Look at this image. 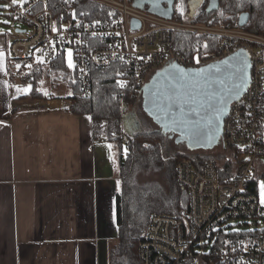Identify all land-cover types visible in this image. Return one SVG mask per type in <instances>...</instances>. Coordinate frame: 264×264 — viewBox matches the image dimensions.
I'll use <instances>...</instances> for the list:
<instances>
[{"label": "built area", "instance_id": "1", "mask_svg": "<svg viewBox=\"0 0 264 264\" xmlns=\"http://www.w3.org/2000/svg\"><path fill=\"white\" fill-rule=\"evenodd\" d=\"M77 1L66 0L55 12L52 0H24L22 5L0 0L9 5L6 9L13 20L29 27L17 30L7 43L11 78L31 84L71 50L74 67L69 69V82L88 98L93 70L120 64L119 80L126 83L121 89L139 90L150 74L168 65L200 69L238 51L248 54L251 84L242 99L231 104L223 134L224 148L243 154L238 159L235 155L237 163L230 174L216 161L202 167L190 160L179 162L177 180L189 195V208L178 216H153L139 255L142 264H264V235L242 243L225 238L223 244L220 237L246 222L264 223V206L252 184L264 175V34L209 26L191 18L167 20L151 14L148 7L136 8V0H84L99 8L96 18L89 20L79 15ZM133 19L141 22L139 30H133ZM174 32L216 40L217 51L185 55L174 49Z\"/></svg>", "mask_w": 264, "mask_h": 264}, {"label": "crops", "instance_id": "2", "mask_svg": "<svg viewBox=\"0 0 264 264\" xmlns=\"http://www.w3.org/2000/svg\"><path fill=\"white\" fill-rule=\"evenodd\" d=\"M3 43L0 264H108V240H117L119 149L94 139L91 116L73 114L69 96L17 92L31 84L10 77ZM134 118L124 119L125 133L139 132Z\"/></svg>", "mask_w": 264, "mask_h": 264}, {"label": "trees", "instance_id": "3", "mask_svg": "<svg viewBox=\"0 0 264 264\" xmlns=\"http://www.w3.org/2000/svg\"><path fill=\"white\" fill-rule=\"evenodd\" d=\"M66 0H52L55 12H59V4ZM78 13L89 20L96 18L99 8L85 1ZM193 0H176L175 19H193L196 23L209 26H223L238 29L242 14H249V23L242 29L249 32L264 34V0H219V9L208 13L210 0H197V6L192 9ZM183 3L185 18L179 13L178 5ZM174 49L185 55L193 56L197 50L200 54L217 51L216 40L206 36L172 33ZM67 58L58 60L55 67L48 72H40L31 83V98H43L39 90L43 78L53 76V81L66 83L70 88V111L76 115H89L93 123V135L96 141L107 140L119 149L120 157V190L116 197L117 242L109 249L108 264H142L139 248L144 241L150 221L155 215L178 216L183 209L189 208V195L178 183L176 168L179 162L190 160L196 166L202 167L208 161H216L211 156H188L181 153L167 155L169 139L162 131L146 130L134 134L124 131L125 114L139 104L141 89L124 91L117 85L119 74L123 71L120 64L113 65L108 70L92 71V93L84 98L77 85L70 81ZM47 76V77H45ZM123 98L124 103H122ZM137 115V113H135ZM136 119V118H134ZM224 140V139H223ZM223 144V141L222 143ZM126 150V151H125ZM232 152L233 159L225 160L224 168L230 174L237 159L243 154L238 149H226ZM240 162V160H238ZM237 163V162H236ZM147 171H163L166 186L138 183V176ZM228 175V174H227ZM258 178L252 183L258 193ZM261 178H264L262 175ZM246 222L238 228L250 226ZM257 227L260 224H256ZM264 235V229L248 232L233 231L222 234V244L230 239L234 243H242L248 238L258 239ZM210 264V263H207ZM214 264H221L218 261Z\"/></svg>", "mask_w": 264, "mask_h": 264}, {"label": "snow or ice", "instance_id": "4", "mask_svg": "<svg viewBox=\"0 0 264 264\" xmlns=\"http://www.w3.org/2000/svg\"><path fill=\"white\" fill-rule=\"evenodd\" d=\"M23 2L24 0H11L12 5H22ZM169 3H171V0H169ZM0 7L7 8L9 5H0ZM178 8L183 14V3L178 5ZM3 23H8V21L5 20ZM53 31H56L55 27ZM3 55V52H0V61L3 60ZM67 55L68 67L72 68L74 65L71 50H68ZM137 58L143 59V57ZM37 59L42 62L40 58ZM121 59L123 58L121 57ZM197 63H199L198 58ZM16 67L19 68V65ZM27 67L31 68V65H27ZM247 67L248 64L245 62L243 66H234L232 68L229 77L232 81V87L227 89L230 94L239 95V92L247 86ZM170 78L173 81V85L166 93L167 106L163 107L161 111L171 120L173 125L180 128L182 132H186L196 142H200L201 139H207L211 142L212 139H215L212 129L219 128V122L227 108V100L224 98L223 91L216 90L213 85L219 83L221 89H223L225 81L210 79L204 75V70L190 77L189 73L181 69L177 74H170ZM237 81L239 82L237 83ZM117 85L120 88L126 87V83L120 80L117 81ZM30 88L31 86L29 85L27 88L18 87L16 90L17 92L27 93ZM90 119L91 117H89ZM107 147L110 149L112 146L108 145ZM117 185L119 186V181H117ZM259 196L260 204L264 206V180L259 182Z\"/></svg>", "mask_w": 264, "mask_h": 264}, {"label": "water", "instance_id": "5", "mask_svg": "<svg viewBox=\"0 0 264 264\" xmlns=\"http://www.w3.org/2000/svg\"><path fill=\"white\" fill-rule=\"evenodd\" d=\"M197 3V0L192 1V9L197 6ZM134 6L138 9H145L146 7H148V11L151 14L157 15L167 20H172L176 15V0H171V3H169V0H136ZM219 6V0H210V4L207 8L208 13L217 11L219 9ZM249 20V14H242L239 19V27H245L249 23ZM141 27L142 24L139 20H132L133 30H139ZM245 62H247L248 64V67L246 69L248 79L247 86L239 92V95L230 94L227 91L228 88L232 87V81L229 78L230 72L234 66H243ZM181 69L186 73H189L190 77L196 73H199L201 70H204V75L208 76L210 79L214 81H225L223 89H221L219 83L213 85L216 90L223 91L224 98L227 100V108L224 115L221 117L219 128L212 129V134L215 136V139H212L211 142H209L207 139H201L200 142H196L195 140L190 138V136L186 132H182L180 128L173 125L171 123V120L167 118L161 111L163 107L167 106L168 101L166 93L172 88L173 85L170 74H177ZM251 73L252 62L245 51H238L220 62L210 64L200 69H185L177 64L168 65L162 71H160L158 75L154 77L152 81L144 88V102L142 105L143 110L149 118L153 119L156 123L161 125L160 127L165 135L171 133V139H173L175 135H180L182 136V140H187L186 143L190 149H210L217 144L218 141H215L217 139V136H223L224 134V122L230 111L231 104L240 101L245 95L248 87L250 86ZM238 82L239 81H237V83ZM126 125L127 122H124L125 130H127Z\"/></svg>", "mask_w": 264, "mask_h": 264}, {"label": "rangeland", "instance_id": "6", "mask_svg": "<svg viewBox=\"0 0 264 264\" xmlns=\"http://www.w3.org/2000/svg\"><path fill=\"white\" fill-rule=\"evenodd\" d=\"M202 1V0H201ZM0 5H4L2 2H0ZM85 5V1L80 2V8H84ZM85 10V8H84ZM90 11L87 9L84 11V14L89 13ZM179 13L180 10H179ZM182 16L185 18L186 16L184 14H182ZM7 20L8 23H3V21ZM28 25L21 22V21H16L13 20L10 16L9 13L7 11L6 8L4 7H0V38L3 40V44L5 47V43H8L12 37L15 35L17 30H28ZM258 34V33H256ZM259 35H263V34H259ZM1 47V45H0ZM5 52V51H4ZM68 53V52H67ZM6 56L8 57V54L6 53ZM67 61H68V55H67ZM47 77V76H45ZM150 81V80H149ZM17 84H22V82L20 80H16ZM39 90L42 93H53L54 95L58 96V97H68L70 96L69 93H71V89L68 88V86L66 85V83H57L53 81V76H50L49 78H43L40 86H39ZM143 95H141L140 97V101L138 102L139 104L135 108L130 109L128 112H126L125 114V118H131L132 116H134L136 119V115L135 113L137 112V115L140 117L138 119H140V121H142V126L139 128V132L140 131H146V130H159V131H163L161 129V125L156 123L153 119L149 118L148 115L145 113V111L143 110ZM137 119V120H138ZM176 138L177 136H174L173 139H169V145H168V150H167V155H171V154H175V153H181L184 155H188V156H196V155H200V156H204V157H209L211 156L212 159H217V162L220 163L221 165L224 164V162H226L229 159H233V155L232 152H230L229 150H226V148H224L223 144H216L214 147L207 149V150H201L199 149L196 152H191L189 150L186 149L185 146H178L176 143ZM226 160V161H225ZM260 178H258V195H259V182L261 180H264V178H261L262 175L259 176ZM138 183L140 185H146V184H155V185H162V186H166V179H165V174L163 171H147V172H143L138 176ZM260 199V196H259ZM261 230L264 229V223L262 222L260 224L259 227L256 226L255 222H252L251 226H246V227H242V228H238V226L233 228V231H237V232H248V231H253V230ZM117 240H108V249H111V247H113L116 244ZM109 252V251H108ZM107 259H108V255H107Z\"/></svg>", "mask_w": 264, "mask_h": 264}, {"label": "flooded vegetation", "instance_id": "7", "mask_svg": "<svg viewBox=\"0 0 264 264\" xmlns=\"http://www.w3.org/2000/svg\"><path fill=\"white\" fill-rule=\"evenodd\" d=\"M164 68H162V69H160V70H157V71H155V73H154V75H153V77H152V79L154 78V77H156L157 75H158V73L160 72V71H162ZM152 79H151V81H152ZM144 99V98H143ZM175 136H177V138H176V143H177V145L178 146H180V145H182V146H185L186 147V149L187 150H189V151H191V152H196V151H198V150H195V149H190L189 148V146L187 145V140H182V136H180V135H175ZM167 137H168V139H171V133H168L167 134ZM223 136H217V139L215 140V141H218L217 142V144H221L222 143V141H223ZM190 142V141H189ZM201 150H204V149H201Z\"/></svg>", "mask_w": 264, "mask_h": 264}]
</instances>
